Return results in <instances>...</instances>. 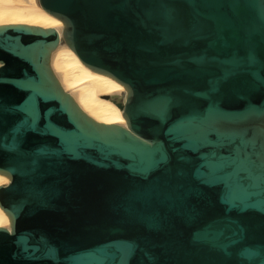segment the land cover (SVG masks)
<instances>
[{"label":"water","instance_id":"1","mask_svg":"<svg viewBox=\"0 0 264 264\" xmlns=\"http://www.w3.org/2000/svg\"><path fill=\"white\" fill-rule=\"evenodd\" d=\"M0 22V264H264V0H40Z\"/></svg>","mask_w":264,"mask_h":264},{"label":"bare ground","instance_id":"2","mask_svg":"<svg viewBox=\"0 0 264 264\" xmlns=\"http://www.w3.org/2000/svg\"><path fill=\"white\" fill-rule=\"evenodd\" d=\"M56 20L63 23L48 11L40 0H36V3L32 0H0V22L54 26L57 25L54 24ZM0 221L7 223L3 212L0 213Z\"/></svg>","mask_w":264,"mask_h":264},{"label":"snow or ice","instance_id":"3","mask_svg":"<svg viewBox=\"0 0 264 264\" xmlns=\"http://www.w3.org/2000/svg\"><path fill=\"white\" fill-rule=\"evenodd\" d=\"M32 2L33 3H36V0H32ZM60 23V21L59 20H56L55 22H54V24H59ZM3 178L2 177H0V180H2ZM2 209H0V213H2ZM7 218L5 217V220H6ZM6 225H5V223L3 222V221H0V227H5Z\"/></svg>","mask_w":264,"mask_h":264}]
</instances>
